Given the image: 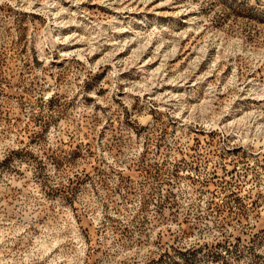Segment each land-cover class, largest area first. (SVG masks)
<instances>
[{
	"label": "rangeland",
	"instance_id": "rangeland-1",
	"mask_svg": "<svg viewBox=\"0 0 264 264\" xmlns=\"http://www.w3.org/2000/svg\"><path fill=\"white\" fill-rule=\"evenodd\" d=\"M0 264H264V0H0Z\"/></svg>",
	"mask_w": 264,
	"mask_h": 264
}]
</instances>
